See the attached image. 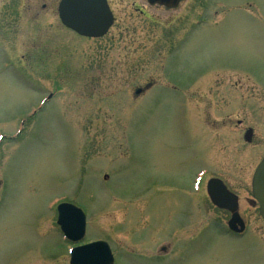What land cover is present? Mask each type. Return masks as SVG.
Returning <instances> with one entry per match:
<instances>
[{
	"label": "rangeland",
	"instance_id": "obj_1",
	"mask_svg": "<svg viewBox=\"0 0 264 264\" xmlns=\"http://www.w3.org/2000/svg\"><path fill=\"white\" fill-rule=\"evenodd\" d=\"M109 3L103 39L33 5L14 50L0 51V264H70L61 203L85 212L82 243L108 242L115 264H264L251 189L264 153V0ZM238 120L254 146L236 138ZM212 178L238 195L243 236L208 199Z\"/></svg>",
	"mask_w": 264,
	"mask_h": 264
},
{
	"label": "water",
	"instance_id": "obj_2",
	"mask_svg": "<svg viewBox=\"0 0 264 264\" xmlns=\"http://www.w3.org/2000/svg\"><path fill=\"white\" fill-rule=\"evenodd\" d=\"M148 1L151 5L159 4L167 8L176 7L180 2V0ZM59 13L63 25L87 38L104 37L114 22L107 0H64L59 7ZM207 191L216 207L232 213L228 223L230 230L234 233H243L245 224L238 213L237 197L230 193L218 179L209 181ZM252 191L264 220V159L253 176ZM58 213V225L61 226L65 236L76 243L83 240L86 218L82 210L70 204H61L58 207ZM71 264H114V258L109 245L106 242L97 241L73 249Z\"/></svg>",
	"mask_w": 264,
	"mask_h": 264
},
{
	"label": "flooded vegetation",
	"instance_id": "obj_3",
	"mask_svg": "<svg viewBox=\"0 0 264 264\" xmlns=\"http://www.w3.org/2000/svg\"><path fill=\"white\" fill-rule=\"evenodd\" d=\"M63 1L64 0H0V51L4 52V53H8L9 51L14 50L15 45L11 42V37L13 35L12 29H13V27L17 26L18 17H22L23 15H27L29 13L28 8H31L34 10L33 5H36V6H38V8L40 7V10L45 12V13H47V11L49 9H52L53 11H55V13H56L55 16H57L59 21H60L59 7L63 3ZM183 1L184 0H181L180 4L176 8H170L169 9V8L158 6V5L154 6V7L161 9V10H164V11H173V10H177L181 6ZM107 2L109 5V8L111 9L109 0H107ZM141 2H142V4H148L149 3L148 0H141ZM111 11L113 12L112 9H111ZM139 12L142 15L145 14V10L142 8L139 9ZM113 14H114V12H113ZM31 15L33 17L32 13H31ZM60 24L62 25L61 21H60ZM62 27L66 31H68L74 35H77L75 32L67 29L65 26L62 25ZM191 32H192L191 29L184 31V34H183L184 38H181L180 40H178L179 43L181 44V43L185 42L187 40V37H189ZM14 35H16V33H14ZM78 37H80V36H78ZM7 43H10V44L7 45ZM11 61L12 60L4 61V63L5 64H7V62L12 63ZM236 125H237V128L240 130V133L236 138H238L239 140L240 139L242 140L244 147L254 146L256 136H255V132H254V129L252 128V126L246 125V122L244 120H238L236 122ZM14 137H15V135L12 138L14 139ZM247 138H249V139H247ZM263 142H264V140H263ZM1 147L2 146L0 145V148ZM263 158H264V153L259 158L258 162H256V164H259ZM228 190L231 193H233L235 196L238 197V195L235 194L234 192H232L229 188H228ZM238 205H240L239 197H238ZM225 212H228L230 214L229 211H225ZM230 216H231V214H230ZM243 220H244V218H243ZM244 222H245V220H244ZM245 224H246V222H245ZM86 233H87V226H86ZM79 245H82V244H79ZM160 251L164 252V255H165L166 251H167V247L165 246V247L160 248Z\"/></svg>",
	"mask_w": 264,
	"mask_h": 264
}]
</instances>
